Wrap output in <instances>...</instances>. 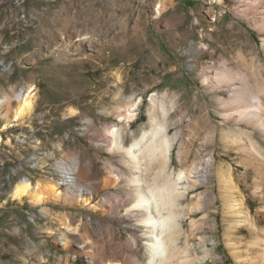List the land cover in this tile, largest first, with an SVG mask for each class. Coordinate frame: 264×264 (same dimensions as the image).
<instances>
[{"label": "rangeland", "instance_id": "obj_1", "mask_svg": "<svg viewBox=\"0 0 264 264\" xmlns=\"http://www.w3.org/2000/svg\"><path fill=\"white\" fill-rule=\"evenodd\" d=\"M241 1L264 3L0 0V97L9 96L13 105L30 83L36 93L32 112L6 128L8 105L0 109L4 264H13V257L23 264H87L89 249L94 264L101 251L102 263L145 264L146 230L138 225L141 213L127 210L133 186L128 178L139 177L146 189L153 166L143 170L141 163L135 170L126 163L122 151L111 149L112 132L124 148L161 136L170 140L163 161L177 184V264L250 263L256 248L245 242L252 236L244 226L228 227L225 212L226 203L241 198L254 202L255 214L264 175L233 139L240 131L248 132L246 142L262 137L224 118L226 89L205 84L202 73L212 76L222 60L233 68L241 63L264 69V34L254 26L256 15L236 10ZM127 106L133 117L118 120L115 112ZM73 158L81 178L69 196L81 191L90 196L89 205L47 190ZM24 178L40 185L43 201L11 196ZM227 229H240L245 240L231 244ZM47 255L55 263L46 262Z\"/></svg>", "mask_w": 264, "mask_h": 264}, {"label": "bare ground", "instance_id": "obj_2", "mask_svg": "<svg viewBox=\"0 0 264 264\" xmlns=\"http://www.w3.org/2000/svg\"><path fill=\"white\" fill-rule=\"evenodd\" d=\"M163 7L164 4L162 5ZM236 7V10L241 15H256L257 19L253 21L254 26L259 33L264 34V3L257 5L246 4V2L241 1ZM238 60L237 58L235 59V61ZM202 73L205 84H212L214 88L226 89V101L224 102L227 104L222 107L224 118L243 126L245 129L256 130L262 137L260 140H255L251 136H248V142H246L244 138L247 140L246 135L248 132L240 131L233 141L260 163L263 169L260 170L261 166L260 168L257 166L256 169L264 175V69L262 71H253L250 66L241 63L237 68H233L231 62L222 60L218 63V69L213 71L212 76L206 75L205 70H202ZM34 89L31 83L25 86L24 90L22 89V93L19 92L18 95H15L17 101L13 105H8L9 96L0 97V109H2L3 104L8 105L4 114L8 112L11 116V118L7 116V123L4 124L3 128L15 124L14 121H19L32 112L36 97ZM72 113L70 111V114ZM133 115L132 109H129V106L125 109L119 108L114 114L118 120L131 119ZM112 135V139L109 141L111 149L122 151L127 158L124 161L126 163L133 162L135 170H140L141 163L144 164L143 170H147L148 166H153V169L150 168L152 181L150 182L151 184L146 185V189L143 188V183H141L139 177L133 176L128 178V182L133 186L130 187V192H128L132 200L127 210H137L141 213V217L137 220L138 225L146 230L143 233L146 237L144 241L146 246L145 264H177L179 258V247L176 244L178 227L174 222V200L176 197L174 188L177 184L176 181L170 180L164 171V161L169 148V138L167 136H161L159 139L152 138L148 143L134 149L133 147L136 143L124 148L121 145L120 135H116L114 132H112ZM77 167L75 158L70 159L67 166L59 167V171L57 170L59 172V181L49 184L47 190L54 196L60 195L66 201L80 200L83 206L89 205L91 203L90 196H84L83 192L81 193L78 189H76L78 191L76 194L69 196V193L72 192L70 190L72 186L80 187L79 182L81 177L77 174ZM226 174L227 180L232 181L231 173L227 171ZM261 180L264 181V177ZM60 185L64 186V189H60ZM25 195L29 196L33 203H39L45 198L39 184L33 186L24 178L14 186L11 196L21 198ZM258 196L259 205L256 206L254 215L251 211L254 202L243 201L244 199L240 200V198L239 200L226 203L225 213L227 218L230 219L228 227L231 225L236 227L244 226L250 236H252L251 239L245 242L247 246H254L256 248V255L249 257V264H264V229L259 227V222L261 220L264 221V193L261 192ZM163 210L167 212L165 215L162 214ZM234 217L236 218L234 219ZM65 227L68 230H76V227H70L69 225H65ZM225 240L232 241L231 244H235L245 239L240 229L235 232L227 229ZM63 244L66 245V241ZM102 252H99V264H119L118 262L102 263ZM84 254L87 264H94L92 261L93 251L89 249L84 251ZM232 254L235 255V252L233 251ZM5 255L4 253H0V264H4L2 257ZM54 260L55 258L47 255L46 262L55 263ZM11 261L16 264H23L21 260L14 257Z\"/></svg>", "mask_w": 264, "mask_h": 264}]
</instances>
